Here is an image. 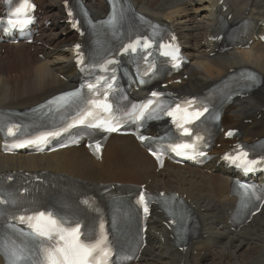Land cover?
<instances>
[{"label": "bare ground", "instance_id": "1", "mask_svg": "<svg viewBox=\"0 0 264 264\" xmlns=\"http://www.w3.org/2000/svg\"><path fill=\"white\" fill-rule=\"evenodd\" d=\"M57 1V2H56ZM138 11L175 23L186 43L193 62L181 85L185 92L201 90L230 69L249 66L262 76V86L244 100L227 108L224 118L228 127L240 126L244 139L264 134V47L230 51L210 57L206 50L205 32L212 24L211 9L215 0H131ZM94 12L104 10L102 0H87ZM44 12L60 24L48 34L41 46L24 44L7 46L0 53V109L34 106L46 97L74 85L61 75L72 76L71 49L76 36L63 22L58 0H40ZM234 19L256 16L264 18V0H227ZM201 14V15H200ZM202 21H198V16ZM60 29V30H58ZM40 53V55H39ZM251 121L250 123L247 121ZM223 142V141H222ZM155 162L132 137L112 136L103 161L96 162L83 147H74L48 155H4L0 152V171L8 169L62 171L95 182L146 183L152 190L175 191L197 206L204 219L207 241H197L187 250L177 249L161 215L155 214L150 224L149 246L136 264H264V210L238 233L229 230L225 210L228 203V178L225 169L213 167L214 174L190 166L167 165L157 173Z\"/></svg>", "mask_w": 264, "mask_h": 264}, {"label": "snow or ice", "instance_id": "2", "mask_svg": "<svg viewBox=\"0 0 264 264\" xmlns=\"http://www.w3.org/2000/svg\"><path fill=\"white\" fill-rule=\"evenodd\" d=\"M35 5L30 3V0H21L19 7L16 8L13 13L16 19H9L7 23L12 27H23L25 24L31 22V17L28 15L29 9H34ZM22 17V18H21ZM79 49V45L76 46ZM254 79V77H251ZM91 87V86H89ZM162 95L161 93L153 92L152 96L156 97ZM153 101L149 100L142 107L147 109ZM206 111V109H205ZM87 113L86 115H90ZM144 111H141L137 119H144ZM172 115V113H169ZM201 113H195L198 117ZM151 118V116H149ZM83 123V120L80 121ZM117 128L110 127L108 131H116ZM187 132V130H185ZM228 135H232L229 132ZM46 139V138H44ZM144 139V137H141ZM31 143H36L33 141ZM193 145L190 144H178L173 147V151L178 154H186L183 150L191 149ZM99 148V145H97ZM156 155V153H153ZM248 153L240 151L237 155H227L225 159L229 160L233 164H238V166L243 167L245 170H250L251 167L257 164L255 160L247 159ZM159 159V157H157ZM141 196V200H143ZM145 212H147V207H145ZM23 219V217L21 218ZM36 220V224L30 225L33 228L35 235L43 237L46 239H53L54 236L57 239V244L51 249H44L43 259L41 264H107V258L109 256V249L106 245L105 240L101 237L96 239L95 243H84L81 239V225L78 222L68 221L64 218L57 219L51 212L47 214L45 212H39L37 217H30L29 220ZM65 224L73 225L70 227H64Z\"/></svg>", "mask_w": 264, "mask_h": 264}, {"label": "rangeland", "instance_id": "3", "mask_svg": "<svg viewBox=\"0 0 264 264\" xmlns=\"http://www.w3.org/2000/svg\"><path fill=\"white\" fill-rule=\"evenodd\" d=\"M59 1V0H58ZM57 2V1H56ZM201 19H202V17H201ZM200 18H198L197 17V20L200 22V21H202ZM53 33H55L56 31H52ZM57 32H60V31H57ZM37 54H38V52H37ZM40 54V53H39Z\"/></svg>", "mask_w": 264, "mask_h": 264}]
</instances>
